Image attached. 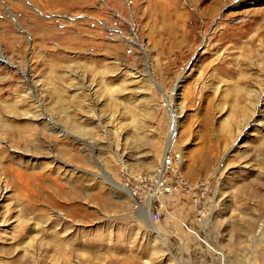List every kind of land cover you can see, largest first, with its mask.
I'll use <instances>...</instances> for the list:
<instances>
[{"label":"rangeland","instance_id":"1","mask_svg":"<svg viewBox=\"0 0 264 264\" xmlns=\"http://www.w3.org/2000/svg\"><path fill=\"white\" fill-rule=\"evenodd\" d=\"M0 264H264V0H0Z\"/></svg>","mask_w":264,"mask_h":264},{"label":"built area","instance_id":"2","mask_svg":"<svg viewBox=\"0 0 264 264\" xmlns=\"http://www.w3.org/2000/svg\"><path fill=\"white\" fill-rule=\"evenodd\" d=\"M213 180H200L196 183H191L185 179L177 164L169 160L161 174L159 172L154 187L157 189L155 193L158 195H168L173 193H187L194 198L195 205L202 209L206 196L209 194L213 186ZM154 220L159 219V214L154 215Z\"/></svg>","mask_w":264,"mask_h":264}]
</instances>
